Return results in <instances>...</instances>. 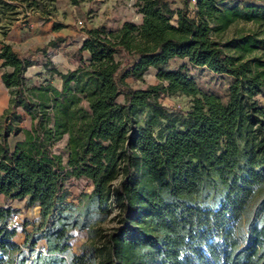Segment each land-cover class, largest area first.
I'll use <instances>...</instances> for the list:
<instances>
[{"label":"trees","instance_id":"obj_1","mask_svg":"<svg viewBox=\"0 0 264 264\" xmlns=\"http://www.w3.org/2000/svg\"><path fill=\"white\" fill-rule=\"evenodd\" d=\"M15 1L0 0L2 36L20 14ZM20 2L44 22L56 10L55 0ZM179 2L136 0L140 25L88 29L77 66L62 72L49 60L39 84L26 77L35 63L1 43L10 102L0 114V195L38 208L39 219L23 222L19 243L20 211L0 207V264H264V7ZM238 23L257 30L225 40ZM190 67L230 77L225 99L204 92ZM151 69L158 84H129ZM178 94L189 111L163 105ZM73 179L92 191L73 198ZM74 230L87 236L79 253Z\"/></svg>","mask_w":264,"mask_h":264},{"label":"rangeland","instance_id":"obj_2","mask_svg":"<svg viewBox=\"0 0 264 264\" xmlns=\"http://www.w3.org/2000/svg\"><path fill=\"white\" fill-rule=\"evenodd\" d=\"M11 2V0H5ZM21 0L13 2L19 6V15L14 20V25L23 26L30 23L31 28L23 26L29 29L30 39L26 46H19L18 49L23 55H27L28 58L34 60L40 67L41 72L33 75V83L39 84L49 78L48 72L44 68L45 63L49 60L62 72H66L69 68H75L78 64L79 48L81 45V37L86 33L88 29L107 28L108 30H115L124 22H134L137 25L142 23V15L138 11V7L135 5L136 0H82L79 6H74L71 0H55L56 10L51 16L50 22H44L38 17H35L33 12L28 10V14L23 12ZM172 3L173 7L181 6L179 0H168ZM251 3L258 4L264 7V0L258 2L257 0H227V5L231 6L237 4L245 6ZM25 6L26 3L23 2ZM82 22L83 26L80 25ZM54 23L63 24L65 27L59 31L53 29ZM7 20L0 25V35H2V29H6ZM12 26H9L8 31ZM257 30V27L253 24L238 23L234 25L224 36L225 40L234 38L241 34L252 32ZM50 43H54L50 46ZM47 51L44 54L43 51ZM83 56L87 57V53H83ZM184 63V61L173 62L171 67H176L178 64ZM39 68L31 71H38ZM191 72L194 73V77L199 83L204 92L213 93L225 99L228 88L232 82V79L228 76H221L212 73L207 69H196L191 67ZM129 84L135 89H147L150 85L158 84L155 76V70L151 69L145 76L144 81L136 82L129 80ZM52 84L58 88L60 78L55 77L52 80ZM2 95L0 94V114H2L8 107L9 102L2 104ZM163 105L168 108L176 109V111L186 112L191 107V99L182 95H174L162 101ZM22 115L21 128L30 129L31 118L19 110ZM140 124H144L147 119V112H141L138 115ZM23 135H20L18 139H21ZM67 137L56 145L57 153L63 152L66 144ZM70 191L73 194V198H77L81 193H90L93 189L91 183L87 180H71L68 183ZM209 194V191L207 192ZM10 204L13 208L20 211L18 217H16L14 226L18 228V235L16 241L21 243L23 241L22 225L25 220L30 222H37L39 219L38 208H32L26 210L24 208V202H7L4 196L0 195V207ZM211 203L215 204V200L211 199ZM111 218L104 224V227H111L114 223ZM72 234V249L74 252H79L81 246L87 241L86 233H82L78 230L71 232Z\"/></svg>","mask_w":264,"mask_h":264},{"label":"crops","instance_id":"obj_3","mask_svg":"<svg viewBox=\"0 0 264 264\" xmlns=\"http://www.w3.org/2000/svg\"><path fill=\"white\" fill-rule=\"evenodd\" d=\"M23 26H28V27L31 28L32 25L30 23H28V24L23 25ZM23 26L14 25L8 31L6 36L0 35V51L2 49V44L1 43H7V44L12 45L14 51L21 58L34 62L35 65L30 67L28 69L27 73H26V77L29 78V79H32V77H34L33 75L39 74L41 72L40 67H42V66L38 65L34 60L28 58L27 55H23L22 52H20L19 49H18V47L21 46V45L22 46H26V44L28 43V41L30 39V36H31L30 34H28L29 29L25 28ZM36 68H39V70L38 71H31V70L36 69ZM73 69L74 68H69V69H67V71L73 70ZM5 71H6V69L2 67V62L0 61V94L3 96L2 97V102H1L2 104H5V102H10L9 89L6 88V86L3 83V79H2V76H3ZM60 83L62 84L61 79H60ZM58 89H61V85L58 87ZM76 253H79V252H76Z\"/></svg>","mask_w":264,"mask_h":264},{"label":"built area","instance_id":"obj_4","mask_svg":"<svg viewBox=\"0 0 264 264\" xmlns=\"http://www.w3.org/2000/svg\"><path fill=\"white\" fill-rule=\"evenodd\" d=\"M195 2H196V0H193V3H195ZM174 24H175V23H174ZM80 25L83 26L82 22H80ZM86 38H87V35H86V33H85V34L81 37V43L84 42V41L86 40ZM190 69H191V67H190ZM190 74H191V75H194V73L191 72V70H190ZM41 251H42L43 253H46V248H45V247H41Z\"/></svg>","mask_w":264,"mask_h":264}]
</instances>
